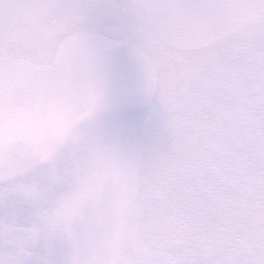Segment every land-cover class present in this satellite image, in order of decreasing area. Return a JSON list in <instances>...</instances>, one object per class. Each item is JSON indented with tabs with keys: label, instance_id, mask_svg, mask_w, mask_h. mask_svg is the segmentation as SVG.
I'll return each instance as SVG.
<instances>
[{
	"label": "snow or ice",
	"instance_id": "1",
	"mask_svg": "<svg viewBox=\"0 0 264 264\" xmlns=\"http://www.w3.org/2000/svg\"><path fill=\"white\" fill-rule=\"evenodd\" d=\"M0 264H264V0H0Z\"/></svg>",
	"mask_w": 264,
	"mask_h": 264
}]
</instances>
